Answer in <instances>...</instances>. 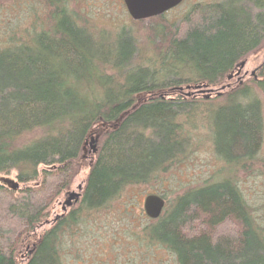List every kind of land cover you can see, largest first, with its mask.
I'll return each instance as SVG.
<instances>
[{"label": "trees", "instance_id": "trees-1", "mask_svg": "<svg viewBox=\"0 0 264 264\" xmlns=\"http://www.w3.org/2000/svg\"><path fill=\"white\" fill-rule=\"evenodd\" d=\"M38 1L46 12L40 30L28 38L12 32L0 45V175L17 184L0 183V264L78 259L80 238L106 232L110 218L129 212L118 206L130 200L129 188L185 157L187 111L208 103L186 98L185 86H220L264 44V0L197 1L176 20L164 13L117 29L91 28L74 0ZM252 88L264 90V64L256 81L225 90L218 107L249 101ZM257 102L255 114L231 121L224 138L234 157L250 152L240 158L248 171L260 163L254 154L264 135ZM91 137L97 149L80 200L53 220ZM229 227V235L220 233ZM132 233L125 243L136 250L135 264H157L159 253L173 264H264V225L230 177L185 189Z\"/></svg>", "mask_w": 264, "mask_h": 264}, {"label": "rangeland", "instance_id": "rangeland-1", "mask_svg": "<svg viewBox=\"0 0 264 264\" xmlns=\"http://www.w3.org/2000/svg\"><path fill=\"white\" fill-rule=\"evenodd\" d=\"M197 1L216 0H183L180 5L168 11L166 17L171 21L178 19ZM72 7L81 13L83 17L88 18L92 22L88 21L90 27L94 29L102 27L117 29L120 26L128 27L131 23V18L128 16L122 0H74ZM45 13L43 6L38 0H0V45H8L6 37L12 32L18 35L23 34L25 38H28L29 33L38 32L41 28V18ZM247 57L246 60L249 65L264 61V44L259 50L252 52ZM250 80L252 78L248 81ZM220 86H228V84L223 83ZM189 91L191 92L192 90ZM251 91L255 94V97L252 96L249 101L240 103L237 99L230 100L227 104L220 107H218L220 102L218 98L224 94L208 100L202 99L203 97L195 98L196 96H193L192 93L188 96L186 95V98L208 101V103L201 106L208 108L204 112H202L201 107L191 112L187 111L186 124L182 127L183 135L189 136V141L185 145V157L181 158L176 165H172L164 175L161 176L159 174L150 182L129 188L126 191L127 196H130L128 203L133 204L129 205L127 203L122 206L117 203V205L122 207V210L125 206L130 209L126 215L132 218L130 219L126 215L114 218L111 216L112 218L105 226L106 232L101 229L95 233L96 236L94 234L92 237H87L85 241L80 238L78 244L83 249L78 250L79 258L71 260L70 264H115L116 262V264H135L137 261V258H135L136 250H132L133 248L130 245H126L125 239L131 238L133 236L132 231L138 229L139 226L153 221L143 213L144 196L150 193L162 195L167 199V205L164 207L167 210L168 205L173 203L175 195L181 194L189 187L201 185L206 179L210 178L211 180H222L230 177L237 184L238 190L249 206L256 222L264 225V165L261 163V161H264V135L262 136L260 149L254 154V157L260 163L255 164L254 168L249 171L242 169L243 173L240 172L241 169L239 167L232 168L234 162H240V158L234 157L229 153L230 144L228 145L227 141L224 142L227 129L230 127L232 129L231 121H235L238 118L241 119L242 115H254L258 100L261 106L260 113L264 119V90L252 88ZM88 151L90 153L89 147ZM246 156H250V152ZM82 157H80V163L77 165L79 172L74 179L73 185L62 193L57 200L58 204L63 202L67 192L76 191L77 186H82L84 183V174L90 162L84 155ZM224 160L229 161V165ZM244 160L246 161V159ZM182 162H184L183 169L180 168ZM223 162L226 165L225 168ZM222 164L223 169L221 168ZM229 169L230 171L233 170L234 173L228 172ZM0 183L14 185L15 179L13 175H0ZM123 201L120 202L123 203ZM58 204L56 205L55 203V206H53L51 218L60 213V205ZM118 206L115 205V209ZM72 207H76V204L73 203ZM230 231L231 228L229 227L228 231L223 230L220 233H228L229 235ZM205 232H208L209 235H215L214 232L208 231V229ZM24 252H27V250H23L21 260L26 258H24L26 256ZM143 253L145 257L142 260L151 262V253ZM159 255L160 258L157 260V264L161 260L166 264H173L170 256L163 253H159Z\"/></svg>", "mask_w": 264, "mask_h": 264}, {"label": "water", "instance_id": "water-1", "mask_svg": "<svg viewBox=\"0 0 264 264\" xmlns=\"http://www.w3.org/2000/svg\"><path fill=\"white\" fill-rule=\"evenodd\" d=\"M182 0H122L125 9L132 20H141L146 18H151L160 14H163L165 11L175 7ZM244 62L239 63V67H242ZM229 77V76H228ZM226 86H220L218 88H209L205 84L185 86V95L195 94H204V99H208L211 94L221 95L223 89ZM181 89V88H180ZM189 90H192L191 92ZM89 145L90 152L95 153L97 146L96 140L94 137H91L89 141H86ZM17 184H15V187ZM81 196V185L77 186V191L67 192L66 198L63 200V205L66 207L71 206L73 203H76ZM165 201L164 199L155 193H150L144 196L142 210L143 213L151 220L157 219L164 208ZM64 208V207H63Z\"/></svg>", "mask_w": 264, "mask_h": 264}, {"label": "flooded vegetation", "instance_id": "flooded-vegetation-1", "mask_svg": "<svg viewBox=\"0 0 264 264\" xmlns=\"http://www.w3.org/2000/svg\"><path fill=\"white\" fill-rule=\"evenodd\" d=\"M241 61H243L244 62V65L242 66V67H239V63L241 62ZM264 64V61H261V62H259V63H257V64H254V65H249L248 63H247V60H246V58L245 59H242V60H239L237 63H235L234 64V66L232 67V69L228 72V74L226 75V82H224L225 84H228V86H226L224 89H223V91H222V93H221V95H215V94H211L209 97H208V99H210V98H212V97H215V96H217V97H220V96H222L223 95V93H224V91L225 90H227V89H234L235 87H240V86H243L250 78H252V79H254L255 81H256V79H257V74H258V71H259V68L262 66ZM229 76V77H228ZM218 87V86H217ZM217 87H209V88H217ZM220 87V86H219ZM181 96H182V98H183V94H181ZM193 96H196L195 98H202V97H204V94H196V95H193ZM202 99H204V98H202ZM208 99H205V100H208ZM88 144H87V142H84V146H83V148H84V156H85V158H88L89 159V162H92V160H91V158L93 157V154L94 153H89V151H88ZM242 157L244 158V157H246V154H242V155H240V158H241V160H242ZM241 162V165H240V169H241V171L240 172H242V162L243 161H240ZM220 163H221V161H220ZM223 164H224V168H225V163L223 162ZM223 164L221 165V168L223 167ZM219 166H220V164H219ZM236 166L237 165H235L234 167H233V169H235L236 168ZM180 168H184V162H182L181 164H180ZM223 169V168H222ZM243 173V172H242ZM182 175H184V174H182ZM182 179V178H181ZM84 184V183H83ZM83 184H82V186H81V192H82V188H83ZM237 185V184H236ZM237 188H238V186H237ZM76 191H77V188H76ZM66 196H64V198H65ZM79 200H80V198H79ZM78 200V201H79ZM78 201L76 202V203H74V204H77L78 203ZM58 204V201H56V205ZM58 205H60L59 206V209H60V213L59 214H56L52 219L53 220H57L59 217H61L64 213H66V212H68L71 208H72V206H73V204L71 205V206H69V207H66V206H64L63 205V202H61L60 204H58ZM64 207V208H63Z\"/></svg>", "mask_w": 264, "mask_h": 264}, {"label": "bare ground", "instance_id": "bare-ground-1", "mask_svg": "<svg viewBox=\"0 0 264 264\" xmlns=\"http://www.w3.org/2000/svg\"><path fill=\"white\" fill-rule=\"evenodd\" d=\"M183 2V0L178 4V5H180L181 3ZM123 3V2H122ZM124 5V4H123ZM178 5H176V6H178ZM175 6V7H176ZM175 7H173V8H175ZM124 8H125V6H124ZM173 8H171V9H173ZM171 9H169V10H167V11H165L164 13H167L168 11H170ZM126 10V9H125ZM127 12V11H126ZM163 13V14H164ZM128 14V13H127ZM161 15V14H160ZM129 16V15H128ZM158 16V15H157ZM130 17V16H129ZM155 17V16H154ZM152 18V17H151ZM146 19H148V18H146ZM141 20H144V19H141ZM135 21H138V20H135ZM95 139V138H94ZM96 140V139H95ZM165 206V205H164ZM164 209V208H163Z\"/></svg>", "mask_w": 264, "mask_h": 264}]
</instances>
